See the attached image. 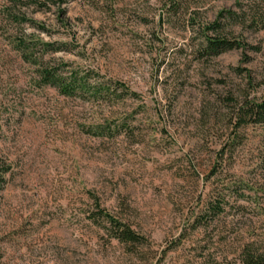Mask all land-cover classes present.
I'll list each match as a JSON object with an SVG mask.
<instances>
[{
    "label": "rangeland",
    "instance_id": "obj_1",
    "mask_svg": "<svg viewBox=\"0 0 264 264\" xmlns=\"http://www.w3.org/2000/svg\"><path fill=\"white\" fill-rule=\"evenodd\" d=\"M251 0H68L22 9L0 0V264H213L264 246V127L235 126L245 97H264L259 22L224 23L247 45L203 53L204 25ZM263 7V8H262ZM249 20V19H248ZM254 28V27H253ZM210 36L214 34L209 33ZM68 44L44 61L93 69L138 97L114 104L38 88L15 41ZM111 125L112 137L90 128ZM226 209L193 229L204 204ZM98 204L147 243L126 246L87 218ZM202 222V221H201Z\"/></svg>",
    "mask_w": 264,
    "mask_h": 264
},
{
    "label": "trees",
    "instance_id": "obj_2",
    "mask_svg": "<svg viewBox=\"0 0 264 264\" xmlns=\"http://www.w3.org/2000/svg\"><path fill=\"white\" fill-rule=\"evenodd\" d=\"M14 7L19 16L16 21L20 23H28L33 25L37 31H45V28L39 27L34 21L28 19L22 9L34 7L35 10L41 11L48 9L49 6H55L61 9L68 0H5ZM177 0H168L164 4V8L168 10L175 9ZM238 12L221 11L217 18L203 26L202 49L206 56L216 57L223 53L235 50L245 49L247 47L242 41L235 38H227L224 35V23L231 22L236 25H244L249 22V26L254 30L263 28L255 27L256 18H252V14L262 11L260 5L255 0L248 2L243 6L238 3ZM263 8V7H262ZM264 9V8H263ZM249 19V20H248ZM254 27V28H253ZM209 33L214 34L210 36ZM68 44H50L35 40L28 42L22 38L15 41L14 49L18 52L23 62L36 67V83L38 88L50 87L54 88L61 96L65 98H78L86 102H97L104 104H114L124 99L138 97L135 92L130 90L124 84L116 81L98 80L99 73L93 69H74L69 68L68 64H51L44 61L43 54L47 51L66 50ZM236 128L257 125L264 127V97L260 99H249L245 97L243 101L237 105L235 111ZM111 125L105 124L90 128L89 135L104 138L112 137ZM9 171L8 166L2 165L0 168V188L5 183L4 175ZM225 199L223 196L216 197L213 201H207L204 204V215L200 214L194 219L193 229L205 220H213L223 214L226 209ZM91 223L98 225L104 229L108 237L119 244L136 247L147 243V240L136 232L124 220L110 214L106 209L101 208L98 204L94 210L89 213L87 218ZM202 221V222H201ZM213 264H264V246H257L253 243H247L239 246L231 259L225 258L224 261L215 262Z\"/></svg>",
    "mask_w": 264,
    "mask_h": 264
}]
</instances>
